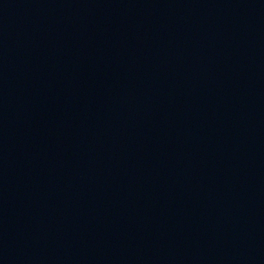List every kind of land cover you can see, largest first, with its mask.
<instances>
[{"label":"water","instance_id":"95a60500","mask_svg":"<svg viewBox=\"0 0 264 264\" xmlns=\"http://www.w3.org/2000/svg\"><path fill=\"white\" fill-rule=\"evenodd\" d=\"M0 264H264V0H0Z\"/></svg>","mask_w":264,"mask_h":264}]
</instances>
